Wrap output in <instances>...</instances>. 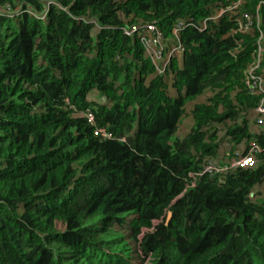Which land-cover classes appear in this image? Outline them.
Segmentation results:
<instances>
[{
	"label": "trees",
	"instance_id": "obj_1",
	"mask_svg": "<svg viewBox=\"0 0 264 264\" xmlns=\"http://www.w3.org/2000/svg\"><path fill=\"white\" fill-rule=\"evenodd\" d=\"M258 42L264 0H0V264H264Z\"/></svg>",
	"mask_w": 264,
	"mask_h": 264
},
{
	"label": "built area",
	"instance_id": "obj_2",
	"mask_svg": "<svg viewBox=\"0 0 264 264\" xmlns=\"http://www.w3.org/2000/svg\"><path fill=\"white\" fill-rule=\"evenodd\" d=\"M238 6L239 5L236 4L235 6L231 7V9H232L231 12L236 10ZM228 10H230V7H228ZM225 12L226 11L219 10L218 12H216V14L211 19L214 22H216L218 20V18L221 17ZM242 21H244L245 23L242 24L241 21H239V22L237 21V27L239 28V32H243V30L246 31L249 28V26L251 25L250 24L251 23L250 18L247 15L243 16ZM181 27H182L181 23L176 24L175 28L172 31V34L174 35V37L177 36V33ZM150 30H152V32H154V31L158 32V30L155 26H153V25L148 26L144 31H142V32H140V34H138V37H139L141 44H142V40L144 38L148 39L147 33ZM130 34H132V33L130 32ZM174 39L176 41V45L174 47H172L170 49V51L168 52L170 55L173 53L180 54V52H181V48H180V45L178 43V40L176 38H174ZM261 39H262V37L260 36L258 40L260 41ZM146 52H147V54H149L147 49H146ZM262 52H263V50H262V48L258 42V46L256 49V58L246 72L245 85L250 92H257V93L264 95V74H261V75L256 74V71H257L259 63H260V55ZM168 63H169V60L166 58L163 62L162 69L161 68L159 70L157 69L158 72L161 73V70L163 71L165 69V67L168 65ZM255 113H256V119H255L256 127L258 129L264 130V102L263 101L258 106V108H256ZM260 152H261V149L259 147L251 144L248 147L245 155H242V156L237 155V157L235 159L229 161V163L227 165H225L224 167L220 168L216 165L215 161L210 160L205 165V167L203 168V174H208V175H212L215 173L216 174L217 173L218 174H226V173L234 171L236 169L252 168L256 165L255 164L256 163L255 156H256V154H258Z\"/></svg>",
	"mask_w": 264,
	"mask_h": 264
},
{
	"label": "rangeland",
	"instance_id": "obj_3",
	"mask_svg": "<svg viewBox=\"0 0 264 264\" xmlns=\"http://www.w3.org/2000/svg\"><path fill=\"white\" fill-rule=\"evenodd\" d=\"M219 10L231 12L232 9L230 8V10H228V8H226V9H219ZM229 15H230L229 18L233 17V15L231 14ZM158 32H155V31L152 32V30L148 31L147 33L148 39L144 38L142 40V46L145 50L146 57H149L153 64L155 65L160 64L161 66H163V62L167 58L165 54L168 53L170 49L176 45V41L175 39H172V38L165 39L163 37V34L161 32L159 33ZM146 49L148 50L149 54H147ZM174 54H176L175 56L178 55V53H174ZM189 121L190 120L187 117L183 120L180 126V129H179L180 136L184 132L183 129L189 126ZM263 190H264V186L259 188L257 192H262Z\"/></svg>",
	"mask_w": 264,
	"mask_h": 264
},
{
	"label": "water",
	"instance_id": "obj_4",
	"mask_svg": "<svg viewBox=\"0 0 264 264\" xmlns=\"http://www.w3.org/2000/svg\"><path fill=\"white\" fill-rule=\"evenodd\" d=\"M170 218V214H168V216H167V219H169Z\"/></svg>",
	"mask_w": 264,
	"mask_h": 264
}]
</instances>
